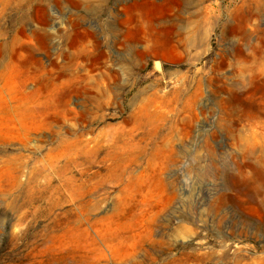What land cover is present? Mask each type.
<instances>
[{
    "label": "rangeland",
    "instance_id": "rangeland-1",
    "mask_svg": "<svg viewBox=\"0 0 264 264\" xmlns=\"http://www.w3.org/2000/svg\"><path fill=\"white\" fill-rule=\"evenodd\" d=\"M0 264H264V0L0 3Z\"/></svg>",
    "mask_w": 264,
    "mask_h": 264
},
{
    "label": "bare ground",
    "instance_id": "bare-ground-1",
    "mask_svg": "<svg viewBox=\"0 0 264 264\" xmlns=\"http://www.w3.org/2000/svg\"><path fill=\"white\" fill-rule=\"evenodd\" d=\"M30 0H0V3L2 5H6L7 3L19 6V8L22 7V4L29 2ZM16 41V36L13 35L12 37L7 38L3 33H0V52L2 53V57L6 56V52L9 48L12 49L14 46V43ZM2 60V58H0Z\"/></svg>",
    "mask_w": 264,
    "mask_h": 264
}]
</instances>
